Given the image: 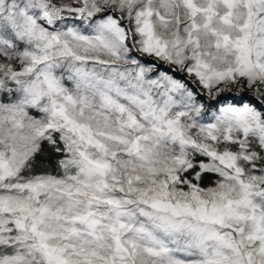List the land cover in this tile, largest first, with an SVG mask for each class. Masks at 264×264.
<instances>
[{"label": "snow or ice", "instance_id": "snow-or-ice-1", "mask_svg": "<svg viewBox=\"0 0 264 264\" xmlns=\"http://www.w3.org/2000/svg\"><path fill=\"white\" fill-rule=\"evenodd\" d=\"M0 264H264V0H0Z\"/></svg>", "mask_w": 264, "mask_h": 264}, {"label": "trees", "instance_id": "trees-1", "mask_svg": "<svg viewBox=\"0 0 264 264\" xmlns=\"http://www.w3.org/2000/svg\"><path fill=\"white\" fill-rule=\"evenodd\" d=\"M54 162V161H53ZM215 179V177H206L204 180V184L210 186L211 182Z\"/></svg>", "mask_w": 264, "mask_h": 264}]
</instances>
